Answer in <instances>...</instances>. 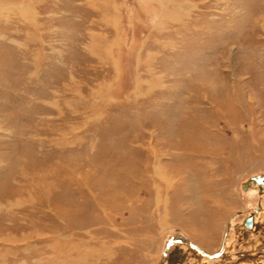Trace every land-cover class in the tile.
Instances as JSON below:
<instances>
[{"label":"rangeland","instance_id":"374dc122","mask_svg":"<svg viewBox=\"0 0 264 264\" xmlns=\"http://www.w3.org/2000/svg\"><path fill=\"white\" fill-rule=\"evenodd\" d=\"M256 174L264 0H0V264L225 263Z\"/></svg>","mask_w":264,"mask_h":264},{"label":"flooded vegetation","instance_id":"af4514ba","mask_svg":"<svg viewBox=\"0 0 264 264\" xmlns=\"http://www.w3.org/2000/svg\"><path fill=\"white\" fill-rule=\"evenodd\" d=\"M256 175L260 177L264 176V174ZM252 176H249L244 182H241L240 189L243 193H248V196L254 193L256 196L255 202L249 206L247 214L241 219L239 224H235L234 222L236 212L232 213V220L226 225L222 235L223 238L218 248L214 251L216 253L214 256L219 257L222 251L224 253V249L230 244L229 236L232 233L239 234V247L232 254L226 255L227 259L225 263L219 262L218 264H264V183L259 184L251 180L250 177ZM244 210L242 209L237 213L241 214ZM173 239L179 240L181 243L185 242L184 237L180 235L173 236ZM255 240H257V243L254 242ZM246 245L248 247L252 245L251 249L243 250ZM214 256L211 255V257Z\"/></svg>","mask_w":264,"mask_h":264},{"label":"water","instance_id":"95a60500","mask_svg":"<svg viewBox=\"0 0 264 264\" xmlns=\"http://www.w3.org/2000/svg\"><path fill=\"white\" fill-rule=\"evenodd\" d=\"M250 179L255 182H258L259 184L264 183V176L260 177L259 175H255V176L250 177Z\"/></svg>","mask_w":264,"mask_h":264},{"label":"bare ground","instance_id":"6f19581e","mask_svg":"<svg viewBox=\"0 0 264 264\" xmlns=\"http://www.w3.org/2000/svg\"><path fill=\"white\" fill-rule=\"evenodd\" d=\"M250 182V181H249ZM185 239V238H184Z\"/></svg>","mask_w":264,"mask_h":264}]
</instances>
